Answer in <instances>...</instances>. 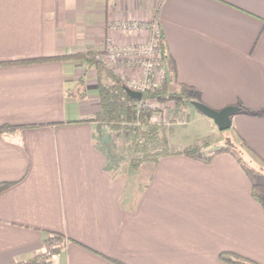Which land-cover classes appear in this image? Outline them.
<instances>
[{
	"label": "crops",
	"instance_id": "obj_1",
	"mask_svg": "<svg viewBox=\"0 0 264 264\" xmlns=\"http://www.w3.org/2000/svg\"><path fill=\"white\" fill-rule=\"evenodd\" d=\"M127 21L161 30L171 90L239 108L231 128L264 163V0H0V126L15 127L0 131V264L46 253L48 232L69 240L51 264H264V209L233 155L123 166V137L80 122L99 109L94 68L20 62L126 45L112 25Z\"/></svg>",
	"mask_w": 264,
	"mask_h": 264
},
{
	"label": "trees",
	"instance_id": "obj_2",
	"mask_svg": "<svg viewBox=\"0 0 264 264\" xmlns=\"http://www.w3.org/2000/svg\"><path fill=\"white\" fill-rule=\"evenodd\" d=\"M162 33V32H161ZM161 60L165 62V52L162 43V34L159 41ZM103 54L100 52H81L45 58H33L20 62H36L49 60H82L87 67L95 70V85L97 89L99 109L91 118L80 120V122H95L96 131L101 134L105 129L108 132L119 134L125 141L126 153L129 156L131 169H136L143 163H157L160 159L170 156H184L209 164L216 155L229 153L233 155L248 176L251 182V195L264 209V200L261 195L262 186L256 181V174L253 168L246 165V162L238 157L228 147H220L213 151L206 152L205 144H190L184 148H177L169 144L168 136L171 128H165L162 123L151 121V116L157 110L147 107L146 102H165L172 100L176 106L183 104L191 105V102H199L197 91L188 85L179 84L176 90H169L164 82L155 90L143 92L140 100L130 97L125 89L126 86L119 76L112 73L96 57ZM12 126H0V131L13 130ZM242 142V141H241ZM243 146L245 144L242 142ZM247 148V147H246ZM10 186V183L1 182L0 192ZM67 239L60 233L48 232L45 244L49 247L46 253L35 254L25 261H16L14 264H51L52 256L61 251ZM70 241H72L70 239ZM219 260L224 264H259L258 262L233 252H220ZM109 259V258H107ZM112 260L116 264L119 262Z\"/></svg>",
	"mask_w": 264,
	"mask_h": 264
},
{
	"label": "rangeland",
	"instance_id": "obj_3",
	"mask_svg": "<svg viewBox=\"0 0 264 264\" xmlns=\"http://www.w3.org/2000/svg\"><path fill=\"white\" fill-rule=\"evenodd\" d=\"M152 36L153 31L151 26H149L148 29L147 27L139 28L138 30L133 29L132 32L129 33V43H126V45H117L124 46L122 47V51L125 52H130L131 48H136L139 46L146 48L145 45H148L149 39ZM105 52L106 51L104 48L103 54L97 56L96 60L103 62L112 73L119 76L125 86L127 82L131 80H138L141 77L142 69L139 66H133L131 62L130 63L132 65L126 60L123 61V59H121L123 62L117 60V63H111ZM164 69V74L158 77V85L156 88H154V90L159 88L164 82L167 83L168 89H171L167 81V69L166 67ZM178 88L179 85L174 84L172 90H176ZM146 104L148 108L157 110V112L151 116L152 122L162 123L167 129L173 127L171 134H169V142L172 145L186 147L194 143H204L206 146L205 151L207 153L220 147H228L230 150H232L238 157L246 162L247 166L254 169L256 181L262 186L261 195L264 200V163L256 160L255 156L245 150L241 140L236 137L232 128L226 131H219L211 119L199 113L191 105L183 104L182 106H176L172 100H167L163 103L148 101ZM188 109L189 111L187 112ZM108 133L112 136L115 143H117L119 146H122V140L117 137L116 133ZM123 154L126 158L125 162H122L123 160L121 153H119L117 156L118 158L121 157L119 160L122 165L129 162V156L126 153L125 147Z\"/></svg>",
	"mask_w": 264,
	"mask_h": 264
},
{
	"label": "built area",
	"instance_id": "obj_4",
	"mask_svg": "<svg viewBox=\"0 0 264 264\" xmlns=\"http://www.w3.org/2000/svg\"><path fill=\"white\" fill-rule=\"evenodd\" d=\"M149 26L152 27L153 36L149 39L148 45H145L146 48L139 46L131 48L130 52H125L122 51L124 46L115 45L109 38L103 43V49L105 48V54L111 63L115 64L117 60L120 62L126 60L128 63L131 62L133 66L137 65L142 69V75L138 80H131L126 83L128 89L142 94L145 91L154 90L158 85V77L162 76L165 71V62L161 60V51L158 47L162 34L161 30L155 22L127 21L112 25V28H119L128 32L143 27L148 29Z\"/></svg>",
	"mask_w": 264,
	"mask_h": 264
},
{
	"label": "water",
	"instance_id": "obj_5",
	"mask_svg": "<svg viewBox=\"0 0 264 264\" xmlns=\"http://www.w3.org/2000/svg\"><path fill=\"white\" fill-rule=\"evenodd\" d=\"M125 91L133 99L140 100L142 97V93L132 91L127 87ZM191 106L205 117L211 119L219 131H226L230 129L231 116L239 111V108L233 106H227L220 110H214L202 104L201 102L196 101L191 102Z\"/></svg>",
	"mask_w": 264,
	"mask_h": 264
}]
</instances>
